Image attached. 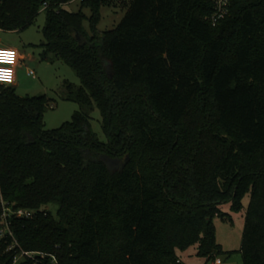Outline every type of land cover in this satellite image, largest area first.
Returning <instances> with one entry per match:
<instances>
[{
  "label": "trees",
  "instance_id": "16d2710c",
  "mask_svg": "<svg viewBox=\"0 0 264 264\" xmlns=\"http://www.w3.org/2000/svg\"><path fill=\"white\" fill-rule=\"evenodd\" d=\"M72 1L0 0V31L46 12L41 60L81 81L63 92L81 109L52 130L51 98L0 84V194L35 211L13 223L22 247L59 264H182L176 248L199 243L211 261L213 218L248 192L241 252L264 264V0H232L217 26L213 0H133L102 34L109 1L82 0L91 35L82 10L63 8ZM97 108L107 141L92 128ZM13 258L0 243V264Z\"/></svg>",
  "mask_w": 264,
  "mask_h": 264
},
{
  "label": "rangeland",
  "instance_id": "374dc122",
  "mask_svg": "<svg viewBox=\"0 0 264 264\" xmlns=\"http://www.w3.org/2000/svg\"><path fill=\"white\" fill-rule=\"evenodd\" d=\"M108 4L101 8V18L97 26L98 34L116 28L126 15L133 0H108ZM72 12L83 11L88 19L84 22L85 30L91 35L90 17L92 11L89 7H82V0H73L63 6ZM46 23V12H42L35 25L23 32L0 31V47H11L24 55L25 61L12 66L15 72L13 87L21 96L47 95L52 99L44 116L46 129L52 130L61 127L65 122L71 121L73 116L81 109L80 105L63 98L64 82L69 80L77 85L81 84L76 72L64 62L49 63L42 61L40 49L36 47L44 40L42 32ZM29 70L35 71L28 75ZM18 73V74H17ZM18 75L17 83L16 76ZM92 128L102 141L107 136L101 125V112L97 108L93 113ZM241 206L234 202L221 205V214L213 218L215 226L216 243L220 251L214 260L200 254L199 243L188 247H177L176 252L182 264H244L241 252L243 236L246 226V211L251 202L248 192L241 195Z\"/></svg>",
  "mask_w": 264,
  "mask_h": 264
},
{
  "label": "built area",
  "instance_id": "2783aa9c",
  "mask_svg": "<svg viewBox=\"0 0 264 264\" xmlns=\"http://www.w3.org/2000/svg\"><path fill=\"white\" fill-rule=\"evenodd\" d=\"M232 0H213L214 11L210 17L213 26L219 25L230 13ZM31 70L29 75H34ZM2 212L0 214V243H8V252L14 253L11 264H19L22 260H28L31 264H59L57 255L44 251L26 250L22 247L13 230V223L16 219H30L35 215V211L25 208H16L6 202L0 194Z\"/></svg>",
  "mask_w": 264,
  "mask_h": 264
},
{
  "label": "crops",
  "instance_id": "0c3cea01",
  "mask_svg": "<svg viewBox=\"0 0 264 264\" xmlns=\"http://www.w3.org/2000/svg\"><path fill=\"white\" fill-rule=\"evenodd\" d=\"M7 53H11L12 55L10 57L7 55L0 56V73H8L9 77L7 79L0 78V84L13 86L15 80V72H13L12 66L13 65L16 66L18 62H20L21 65H23L25 58L24 55L21 54L20 51L15 48L0 47V54H7ZM30 71L31 70H29V72ZM17 79H18V75L16 76L15 84L17 83Z\"/></svg>",
  "mask_w": 264,
  "mask_h": 264
},
{
  "label": "water",
  "instance_id": "95a60500",
  "mask_svg": "<svg viewBox=\"0 0 264 264\" xmlns=\"http://www.w3.org/2000/svg\"><path fill=\"white\" fill-rule=\"evenodd\" d=\"M77 39H78L81 46H85L89 42L88 38L81 33L77 34ZM114 163H118V161L115 160Z\"/></svg>",
  "mask_w": 264,
  "mask_h": 264
},
{
  "label": "snow or ice",
  "instance_id": "6c2138e0",
  "mask_svg": "<svg viewBox=\"0 0 264 264\" xmlns=\"http://www.w3.org/2000/svg\"><path fill=\"white\" fill-rule=\"evenodd\" d=\"M2 55H7V56H11L12 54L11 53H7V54H0V56ZM9 77V74L8 73H0V78H4V79H7Z\"/></svg>",
  "mask_w": 264,
  "mask_h": 264
}]
</instances>
